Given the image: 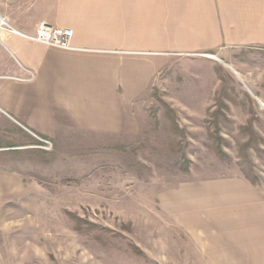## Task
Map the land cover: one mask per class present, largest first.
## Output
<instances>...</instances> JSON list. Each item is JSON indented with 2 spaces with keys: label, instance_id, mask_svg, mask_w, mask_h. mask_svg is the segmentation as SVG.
Returning a JSON list of instances; mask_svg holds the SVG:
<instances>
[{
  "label": "rangeland",
  "instance_id": "1",
  "mask_svg": "<svg viewBox=\"0 0 264 264\" xmlns=\"http://www.w3.org/2000/svg\"><path fill=\"white\" fill-rule=\"evenodd\" d=\"M130 110L49 150L0 124V264H153L186 184L264 185V46L171 57Z\"/></svg>",
  "mask_w": 264,
  "mask_h": 264
},
{
  "label": "crops",
  "instance_id": "2",
  "mask_svg": "<svg viewBox=\"0 0 264 264\" xmlns=\"http://www.w3.org/2000/svg\"><path fill=\"white\" fill-rule=\"evenodd\" d=\"M0 11L19 32L0 33V124L55 142L134 130L130 106L171 57L264 46V0H0ZM41 23L69 28V47L27 38ZM183 188L164 200L181 243L153 264H264V185Z\"/></svg>",
  "mask_w": 264,
  "mask_h": 264
},
{
  "label": "built area",
  "instance_id": "3",
  "mask_svg": "<svg viewBox=\"0 0 264 264\" xmlns=\"http://www.w3.org/2000/svg\"><path fill=\"white\" fill-rule=\"evenodd\" d=\"M2 31L19 33L11 26V24L6 20V18L2 15L0 11V33ZM26 37L31 40L44 43L47 45L67 48L69 47L71 30L65 27H56V26L47 25L45 23H41L38 25L33 35H26ZM28 73H29V77L27 79L30 80L32 79L33 75L30 72ZM37 138L40 142L39 143L40 147L45 148L47 150L52 148V142L50 139L41 136H37Z\"/></svg>",
  "mask_w": 264,
  "mask_h": 264
}]
</instances>
